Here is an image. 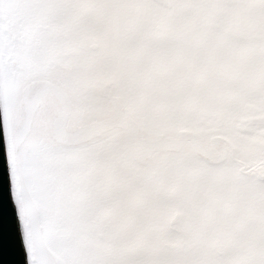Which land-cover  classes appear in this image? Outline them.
I'll use <instances>...</instances> for the list:
<instances>
[{"label":"snow or ice","instance_id":"snow-or-ice-1","mask_svg":"<svg viewBox=\"0 0 264 264\" xmlns=\"http://www.w3.org/2000/svg\"><path fill=\"white\" fill-rule=\"evenodd\" d=\"M0 113L26 264H264V0H0Z\"/></svg>","mask_w":264,"mask_h":264},{"label":"water","instance_id":"water-1","mask_svg":"<svg viewBox=\"0 0 264 264\" xmlns=\"http://www.w3.org/2000/svg\"><path fill=\"white\" fill-rule=\"evenodd\" d=\"M3 135V116L0 113V264H26L11 195V179L6 164L7 155Z\"/></svg>","mask_w":264,"mask_h":264},{"label":"bare ground","instance_id":"bare-ground-1","mask_svg":"<svg viewBox=\"0 0 264 264\" xmlns=\"http://www.w3.org/2000/svg\"><path fill=\"white\" fill-rule=\"evenodd\" d=\"M3 128H4V125H3ZM3 140H4V143H5V134L3 135ZM5 146H6V144H5ZM6 159H7V156H6ZM6 164H7V161H6ZM8 166V165H7ZM15 206V205H14ZM15 211H16V209H15ZM19 232H20V228H19ZM25 256H26V253H25Z\"/></svg>","mask_w":264,"mask_h":264}]
</instances>
